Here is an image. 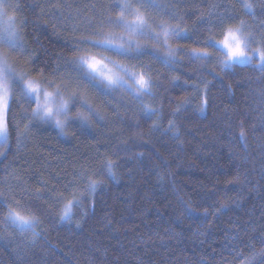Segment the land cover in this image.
<instances>
[{"label":"trees","instance_id":"trees-1","mask_svg":"<svg viewBox=\"0 0 264 264\" xmlns=\"http://www.w3.org/2000/svg\"><path fill=\"white\" fill-rule=\"evenodd\" d=\"M9 1L18 24L25 21L20 34L27 53L16 58L19 71L32 76L43 70L48 79L55 73L74 83L71 61L86 47L81 38L120 31L107 23L118 0ZM250 2L254 15L242 0H157L165 8L147 10L150 20L185 29L170 41L181 47L170 67L144 38L138 39L145 54L112 57L150 70L154 95L143 102L157 109L151 117L126 88L89 89L98 115L88 126L73 120L61 133L30 122V107L17 94L0 148V199L6 202L0 205V264H264V72L256 62L222 70L205 43L222 38L221 18L234 27L244 20L260 40L264 0ZM192 48H208L211 61L194 60ZM170 120L178 135L168 130ZM105 159L115 163V179L103 169ZM81 172L102 181L94 194L85 191ZM74 191L81 204L71 221H62ZM17 202L39 218L36 235L5 222L7 204Z\"/></svg>","mask_w":264,"mask_h":264},{"label":"snow or ice","instance_id":"snow-or-ice-1","mask_svg":"<svg viewBox=\"0 0 264 264\" xmlns=\"http://www.w3.org/2000/svg\"><path fill=\"white\" fill-rule=\"evenodd\" d=\"M10 6L6 0H0V48L25 55L27 49L20 34L25 21L21 20L18 25L15 14H9L7 11ZM112 7L117 14L115 18L109 15L107 23L113 29L120 31L98 30L81 38L78 43L86 47L77 49V55L71 61L73 70L77 73L74 83L70 78L57 77L55 73L52 79H48L44 76L43 70H40L36 76L26 71H18L9 63L8 53L0 51V144L7 143L11 124L10 114L17 94L20 100L30 107V114L26 116L30 122L52 124L61 133H64L73 120L88 126L90 117L98 115L89 101V89L109 94L118 88H126L141 101L145 115L151 117L156 114L157 109L143 102L145 96L154 95V81L150 70L144 66L139 69L135 65L130 67L112 57L135 59L145 54L146 45L141 44L138 39L144 38L152 41L153 55L166 67H170L177 62L176 57L181 50L179 45L173 47L170 41L180 37L185 29L179 24L173 26L164 20L159 22L150 20L148 9L165 8L164 5L157 3V0H118ZM242 7L248 14H255L254 4L250 0H242ZM220 27L222 38L209 37L205 43L214 48L219 55L222 70L238 65L253 66L256 62L255 66L258 70L264 72V36L257 41L244 20H240L238 26L234 27L230 23L225 24L224 19L221 18ZM254 44L256 47H253ZM191 57L194 60L211 61L213 52L208 51V48H192ZM178 79L179 77H173V80ZM206 87L205 84V89ZM184 103L186 104L187 100ZM207 103V98H204L200 106L201 111L205 110ZM77 105L73 116L72 109ZM81 109H86L88 115H85ZM179 110L180 105L175 111L179 112ZM29 127L30 124H26L25 131L17 133L18 137L24 135ZM153 127L157 125L154 123ZM168 130H176L174 120L169 121ZM176 131L178 135V130ZM240 139L242 141L245 139L243 132L240 134ZM115 167L111 159H105L103 169L113 179L116 178ZM94 175L95 173L91 175L86 172L80 173L81 180L85 181V191L89 195L94 194L102 183L94 179ZM69 195L71 198L64 203L60 213L62 221H71L73 208L81 204L75 191ZM61 198L64 199L63 196ZM5 203L0 199V205ZM185 210L189 214L195 211L190 205ZM4 220L20 232H31L39 222L35 213L30 208H22L19 202L15 205L7 204ZM33 235L36 233L33 232Z\"/></svg>","mask_w":264,"mask_h":264},{"label":"rangeland","instance_id":"rangeland-1","mask_svg":"<svg viewBox=\"0 0 264 264\" xmlns=\"http://www.w3.org/2000/svg\"><path fill=\"white\" fill-rule=\"evenodd\" d=\"M7 3H9L10 1L9 0H6ZM11 3V2H10ZM7 11L9 14H15V11L11 8V7H8L7 8ZM16 16V14H15ZM17 18V17H16ZM17 24H18V19H17ZM19 25V24H18ZM252 34L255 36L256 40L259 41V36H257L255 34L254 31H251ZM253 47H256V45L254 44ZM0 51H4V52H7L8 53V58H9V63H11L18 71H19V66L17 64V57L20 55L18 53H13L11 52L10 50L8 49H4V48H0ZM4 147V143L3 144H0V148H3ZM63 208V207H62ZM22 233H25L26 235L28 236H33V230L31 232H22Z\"/></svg>","mask_w":264,"mask_h":264}]
</instances>
